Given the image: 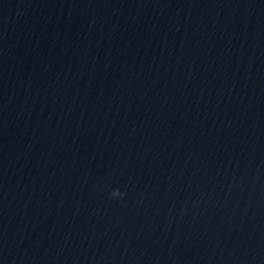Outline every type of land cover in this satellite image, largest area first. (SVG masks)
Segmentation results:
<instances>
[{"label":"water","instance_id":"obj_1","mask_svg":"<svg viewBox=\"0 0 264 264\" xmlns=\"http://www.w3.org/2000/svg\"><path fill=\"white\" fill-rule=\"evenodd\" d=\"M0 264H264V0H0Z\"/></svg>","mask_w":264,"mask_h":264},{"label":"clouds","instance_id":"obj_2","mask_svg":"<svg viewBox=\"0 0 264 264\" xmlns=\"http://www.w3.org/2000/svg\"><path fill=\"white\" fill-rule=\"evenodd\" d=\"M112 195L113 196H119V195H121V193H120L119 189H115V190H113Z\"/></svg>","mask_w":264,"mask_h":264}]
</instances>
